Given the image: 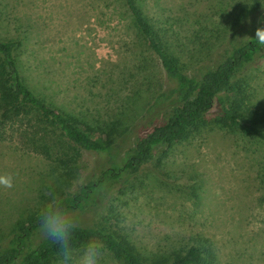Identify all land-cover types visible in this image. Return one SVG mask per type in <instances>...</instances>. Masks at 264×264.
<instances>
[{"label": "rangeland", "instance_id": "1", "mask_svg": "<svg viewBox=\"0 0 264 264\" xmlns=\"http://www.w3.org/2000/svg\"><path fill=\"white\" fill-rule=\"evenodd\" d=\"M138 1L153 21L178 32L181 41L197 20L206 30L221 27L240 2ZM260 16L263 9L256 11ZM0 35L20 38L23 74L30 86L38 85L63 106L86 110L96 119L120 116L128 104L141 109L148 89L164 88L155 57L137 46L123 0H0ZM139 69L145 72V82L132 89ZM239 74L245 103L263 107L264 56ZM129 146L124 141L120 151ZM157 157L156 151L138 173L128 176L122 193L105 191L100 207L80 211L73 219L126 235L142 254L167 253L203 241L213 249V264H264L258 175L264 147L249 137L205 128L175 142L159 172ZM108 161L106 153L85 151L82 174L90 177L109 166ZM45 168L39 155L0 141V177H12L11 187L0 185V218L9 210L8 216H16L21 202L32 201L38 173ZM102 250L101 264H115ZM78 256L73 255L71 264Z\"/></svg>", "mask_w": 264, "mask_h": 264}, {"label": "trees", "instance_id": "2", "mask_svg": "<svg viewBox=\"0 0 264 264\" xmlns=\"http://www.w3.org/2000/svg\"><path fill=\"white\" fill-rule=\"evenodd\" d=\"M123 2L137 46L155 57L164 88L148 89L141 109L128 104L120 116L96 119L86 110L63 106L50 91L30 86L23 74L20 38L0 35V141L15 142L46 161L32 189V201L21 202L16 216H8L9 210L6 218H0V264L64 261L58 246L41 231V210L53 198L72 217L100 207L105 191L122 193L121 184L156 151L157 168L171 146L192 133L218 128L264 147V106L250 108L245 103L239 76L246 65L264 56V16L256 17L257 10H264V0H240L217 29L206 30L201 19L195 21L186 41L178 39L172 27L153 21L138 0ZM140 69L132 89L145 82ZM124 141L130 146L120 151ZM85 151L108 154L109 166L90 177L83 175L80 159ZM258 175L259 201L264 202V162ZM74 222L75 256L83 242L95 238L115 264H213V249L203 241L167 253L142 254L114 229Z\"/></svg>", "mask_w": 264, "mask_h": 264}, {"label": "clouds", "instance_id": "3", "mask_svg": "<svg viewBox=\"0 0 264 264\" xmlns=\"http://www.w3.org/2000/svg\"><path fill=\"white\" fill-rule=\"evenodd\" d=\"M0 185L11 187L12 177H0ZM76 226L72 214L55 198L41 210V231L58 246L60 256L68 264H71L73 258L71 234ZM102 257L101 243L95 238H90L81 245L75 264H101Z\"/></svg>", "mask_w": 264, "mask_h": 264}]
</instances>
